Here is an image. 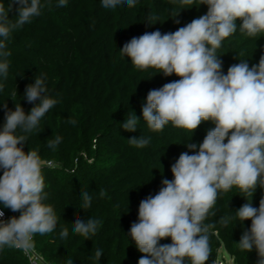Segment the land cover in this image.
Here are the masks:
<instances>
[{
    "label": "trees",
    "instance_id": "1",
    "mask_svg": "<svg viewBox=\"0 0 264 264\" xmlns=\"http://www.w3.org/2000/svg\"><path fill=\"white\" fill-rule=\"evenodd\" d=\"M2 2L6 8L12 4L8 17L15 19L19 5L13 0ZM41 3V15L14 31L6 42L11 53L7 57L9 70L7 78L0 76V130L6 112L14 111L16 103L26 114L39 103H29L24 95L36 77H44L48 94L58 101L38 127L25 134L27 142L21 145L25 152L36 150L49 161L43 169L44 202L58 217L53 232L35 235L34 249L45 264H67L69 259L72 264H138L146 254L137 249L130 228L139 222L140 202L158 194L164 179H174L171 168L180 154H198L199 145L215 124L202 122L194 132L171 123L162 131L150 130L142 115L148 92L180 77L174 73L165 76L152 68L138 70L130 57L122 55L121 48L149 30L175 32L205 15L208 5L182 7L178 0H137L135 7L124 3L109 9L102 6V0H67L65 7H58V0ZM153 14L158 19L150 23L146 18ZM240 23L238 20L236 33L226 38L216 53L225 75L230 66L244 61L252 67L264 57V33L248 37L239 31ZM133 113L138 119L137 130L126 131L123 123ZM56 136L62 139L53 150L48 141ZM140 136L150 139L144 148L129 143L128 139ZM192 143L197 145L195 149L189 147ZM101 189L106 193L103 198ZM82 191L92 196L90 209L81 205ZM261 198L264 188L260 187L253 197L235 187L219 193L211 210L214 215L204 221L213 225L206 264H217L221 249L233 264H258L255 247L247 252L237 244L243 233L250 231L251 220L239 221L235 213L248 201L258 208ZM0 210L7 220L21 214L3 205ZM223 217L232 219L224 225L220 223ZM78 218L99 220L97 233L88 239L75 234L73 224ZM64 227L68 229L66 239L60 235ZM171 243L170 237L159 241L160 245ZM97 249L102 250V256L94 262L91 257ZM0 264L31 263L22 250L5 247L0 250Z\"/></svg>",
    "mask_w": 264,
    "mask_h": 264
},
{
    "label": "clouds",
    "instance_id": "2",
    "mask_svg": "<svg viewBox=\"0 0 264 264\" xmlns=\"http://www.w3.org/2000/svg\"><path fill=\"white\" fill-rule=\"evenodd\" d=\"M178 2L182 7L207 4L208 11L175 32L162 34L159 30H149L133 37L121 48V53L130 57L138 70L152 68L165 76L174 73L180 77L148 92L142 115L150 130L162 131L171 123L194 132L209 120L215 127L207 132L198 154H180L171 168L174 179H164L158 194L140 202L139 222L130 228L137 249L146 254L138 264H186V261L206 264L213 225L204 221L209 214L214 215L211 210L219 193L235 187L253 197L257 187L264 188V57L252 67L244 61L230 66L225 75L216 55L222 42L236 33L238 20L239 31L248 37L264 33V0ZM13 3L19 5L18 14L15 19H9L12 4L6 8L0 0V58H3L0 76L4 78L9 70L7 57L11 55L6 42L14 31L40 16L44 7L41 0H13ZM124 3L131 8L137 0H102V6L109 9ZM57 6H67V0H58ZM146 19L151 23L158 17L153 14ZM24 95L29 103L37 100L39 103L28 114L16 103L14 111L6 112V122L0 130V169H3L0 205L21 213L18 218L0 219V250L16 248L30 254L34 252L35 235L53 232L58 217L53 207L44 202L47 194L43 169L49 161L36 150L25 152L21 145L27 142L25 134L32 133L58 101L48 94L43 76L36 77ZM137 124L133 113L124 121L123 128L135 132ZM61 139L56 136L48 141V146L54 150ZM128 141L136 148H144L150 139L140 136ZM189 147L195 149L197 145L192 143ZM99 195L103 198L106 193L101 189ZM91 204L92 196L82 191V207L90 209ZM3 216L4 212L0 211V218ZM235 218L251 220L250 231L243 233L237 243L239 249L250 252L255 247L258 264H264V198L258 208L249 201L245 203L236 211ZM231 219L223 217L220 223L227 225ZM100 223L97 219L78 218L73 232L88 239L97 233ZM60 235L63 239L68 237L67 227ZM168 237L171 244H159ZM101 256L102 250L97 249L91 259L98 262ZM67 264H72V260Z\"/></svg>",
    "mask_w": 264,
    "mask_h": 264
},
{
    "label": "built area",
    "instance_id": "3",
    "mask_svg": "<svg viewBox=\"0 0 264 264\" xmlns=\"http://www.w3.org/2000/svg\"><path fill=\"white\" fill-rule=\"evenodd\" d=\"M0 211H2V210H0ZM16 217V215H13V217ZM0 219H3V220H5V221H7V217H6V215H5V213H4V216L2 217V218H0ZM26 254V253H25ZM27 256H28V258H29V261H30V263L31 264H45L44 263V260L42 259V256L41 255H39L36 251H35V249H34V252L33 253H30V254H26ZM219 263H223V261H217V264H219Z\"/></svg>",
    "mask_w": 264,
    "mask_h": 264
},
{
    "label": "rangeland",
    "instance_id": "4",
    "mask_svg": "<svg viewBox=\"0 0 264 264\" xmlns=\"http://www.w3.org/2000/svg\"><path fill=\"white\" fill-rule=\"evenodd\" d=\"M224 258V260H223ZM218 261H223V263H219V264H233L232 263V258L225 252L224 249H221L219 251V259Z\"/></svg>",
    "mask_w": 264,
    "mask_h": 264
}]
</instances>
